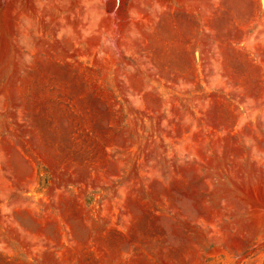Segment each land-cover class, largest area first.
Masks as SVG:
<instances>
[{
    "label": "rangeland",
    "instance_id": "rangeland-1",
    "mask_svg": "<svg viewBox=\"0 0 264 264\" xmlns=\"http://www.w3.org/2000/svg\"><path fill=\"white\" fill-rule=\"evenodd\" d=\"M0 264H264V0H0Z\"/></svg>",
    "mask_w": 264,
    "mask_h": 264
}]
</instances>
